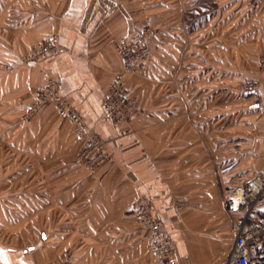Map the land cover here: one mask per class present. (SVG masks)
<instances>
[{"label":"crops","instance_id":"obj_1","mask_svg":"<svg viewBox=\"0 0 264 264\" xmlns=\"http://www.w3.org/2000/svg\"><path fill=\"white\" fill-rule=\"evenodd\" d=\"M0 11L3 26H17L16 37L0 34V97L58 80L113 159L82 169L75 127L56 118L54 104L41 113L35 121L49 123L51 143L35 152L50 160L58 189L35 197L31 223L0 215V229L16 235L0 236V264H49L75 248L84 252L69 255L71 264H163L132 214L139 197L152 201L175 264H227L235 240L227 194L264 181V0H0ZM145 28L155 32L151 59L128 80L140 114L115 127L104 103L123 72L116 46ZM53 34L60 55L11 72L12 58ZM252 79L258 97L241 91ZM125 128L132 134L122 136Z\"/></svg>","mask_w":264,"mask_h":264},{"label":"built area","instance_id":"obj_2","mask_svg":"<svg viewBox=\"0 0 264 264\" xmlns=\"http://www.w3.org/2000/svg\"><path fill=\"white\" fill-rule=\"evenodd\" d=\"M260 0H252L257 5ZM152 29H144L139 36L122 39L116 46V51L123 63L122 75L111 84L104 103V111L115 127L129 125L140 114L138 99L131 94L128 79L145 71L151 59L149 46L153 38ZM62 52L57 35L48 36L43 43L34 49L26 62L38 63L44 59L55 57ZM259 69L264 71V54L259 61ZM61 83L48 77L46 83L37 90V106L54 104L60 118L68 120L74 127L77 139L83 143L77 161L78 165L87 171H95L102 165L112 162V157L106 148L104 139L92 131L82 113L61 93ZM241 91L245 95L260 96L261 86L258 80L244 82ZM132 134L131 128H125L122 136ZM185 205L175 202L174 207L180 211ZM224 205L232 217L235 240L227 264H264V181L256 178L245 185L232 189ZM151 200L139 197L132 206V213L141 229L148 234V249L161 259L163 264H175L174 247L170 235L164 230L162 221L156 215ZM50 264H58L52 262Z\"/></svg>","mask_w":264,"mask_h":264},{"label":"rangeland","instance_id":"obj_3","mask_svg":"<svg viewBox=\"0 0 264 264\" xmlns=\"http://www.w3.org/2000/svg\"><path fill=\"white\" fill-rule=\"evenodd\" d=\"M2 12L4 11H0V15ZM7 14H5L6 17ZM2 24L0 23V34L2 36L16 37L15 32L17 31V26L10 25V23L4 26ZM3 31H5V34L2 33ZM31 52L22 58H12L11 72L20 67L35 64L33 62H26ZM144 73L145 71L136 76H142ZM37 90L35 93L19 92L18 90L12 92L9 99H2L0 97V215L2 219L4 217L5 220L15 223L14 225L33 222L34 217H30L32 213L29 214L28 211L34 210L35 197L43 196L44 200H46L45 196H50L52 189L55 191L58 189L56 187L57 183L51 181V174H54L56 171L52 170L50 160L45 162L43 160L45 156L35 152L44 142L51 143L50 137H48L49 132H44V130L46 131L45 126L49 125V123L43 124L35 120L41 113L48 114L50 111L47 109L54 106L53 104H48L36 108ZM12 91L15 90L12 89ZM54 107L56 118L62 120L57 114L56 106ZM25 149H28V151ZM78 153L75 155L76 161ZM97 170L86 171L96 172ZM55 178H57L56 175ZM54 180L56 181L57 179ZM2 219L0 218V221ZM64 219L63 217H59L58 224L64 221ZM46 220H48L47 224ZM43 222L46 227H49V219L44 218ZM138 226L141 228V225L138 224ZM0 236L5 237L10 242L16 237V235L2 229H0ZM81 252H84V250L71 249L68 252V256H63L60 260L53 262L58 264H71L70 256ZM78 255L82 256L81 254Z\"/></svg>","mask_w":264,"mask_h":264},{"label":"trees","instance_id":"obj_4","mask_svg":"<svg viewBox=\"0 0 264 264\" xmlns=\"http://www.w3.org/2000/svg\"><path fill=\"white\" fill-rule=\"evenodd\" d=\"M39 90V89H38ZM130 90V89H129ZM130 92H131V90H130ZM131 94H133L132 92H131ZM246 96V95H245ZM248 97H252V96H250V95H247ZM79 141V140H78ZM79 142H81V141H79ZM228 195V194H227ZM133 214V213H132ZM259 216L260 217H264V213L263 212H260L259 213Z\"/></svg>","mask_w":264,"mask_h":264}]
</instances>
